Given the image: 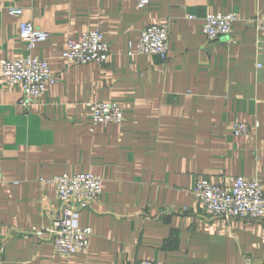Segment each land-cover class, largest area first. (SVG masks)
<instances>
[{
	"label": "crops",
	"instance_id": "0c3cea01",
	"mask_svg": "<svg viewBox=\"0 0 264 264\" xmlns=\"http://www.w3.org/2000/svg\"><path fill=\"white\" fill-rule=\"evenodd\" d=\"M229 12L238 14L229 39L208 42L205 16ZM255 17L264 19V0H0V60L27 53L19 25L29 21L46 33L33 53L57 77L23 106L21 85L0 76V264H264V219L212 216L193 194L198 179L227 176H258L264 189ZM152 24L168 25L166 58L135 53ZM93 29L107 62L66 61L67 39ZM100 101L122 108L120 124H92L89 104ZM237 122L249 133L234 135ZM80 172L100 176L102 193L79 212L89 246L62 256L45 231L62 207L47 180Z\"/></svg>",
	"mask_w": 264,
	"mask_h": 264
},
{
	"label": "built area",
	"instance_id": "2783aa9c",
	"mask_svg": "<svg viewBox=\"0 0 264 264\" xmlns=\"http://www.w3.org/2000/svg\"><path fill=\"white\" fill-rule=\"evenodd\" d=\"M139 8H144L151 0H133ZM11 16H19L22 9L8 7ZM238 19L236 12L207 14L203 22V34L208 42L228 40L232 26ZM255 27L264 30V19L255 17ZM19 37L26 42L22 56L0 60V76L8 84H20L22 97L20 104L27 106L36 102L44 93L47 84H54L57 77L51 73L47 60L33 53L36 44L46 39V33L29 21L19 25ZM169 28L167 24H152L139 35L135 53L153 54L166 58L168 52ZM109 45L99 29L81 32L78 38H68L62 57L75 64L95 63L99 66L107 62ZM129 54H133L130 50ZM92 124H120L123 120L122 108L115 102L100 101L89 104ZM258 123L254 125L257 126ZM232 133L242 136L251 130L246 123L232 124ZM61 204V213L47 231L52 237L57 254L68 256L89 246L92 230L78 224L79 212L96 202L102 193L100 176L91 172L59 174L49 180ZM196 201L212 216L225 219H264V189L261 179L256 177L227 176L221 183H212L206 178L197 180L193 189ZM38 237L42 229L33 228ZM134 264H165L160 261L137 260Z\"/></svg>",
	"mask_w": 264,
	"mask_h": 264
},
{
	"label": "rangeland",
	"instance_id": "374dc122",
	"mask_svg": "<svg viewBox=\"0 0 264 264\" xmlns=\"http://www.w3.org/2000/svg\"><path fill=\"white\" fill-rule=\"evenodd\" d=\"M102 180V179H101Z\"/></svg>",
	"mask_w": 264,
	"mask_h": 264
}]
</instances>
